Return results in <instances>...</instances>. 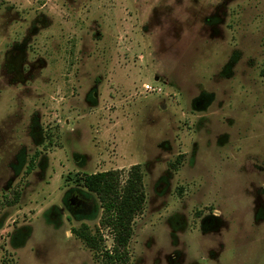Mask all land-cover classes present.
I'll use <instances>...</instances> for the list:
<instances>
[{
  "label": "rangeland",
  "instance_id": "obj_1",
  "mask_svg": "<svg viewBox=\"0 0 264 264\" xmlns=\"http://www.w3.org/2000/svg\"><path fill=\"white\" fill-rule=\"evenodd\" d=\"M133 166L127 264H264V0H0V264H106Z\"/></svg>",
  "mask_w": 264,
  "mask_h": 264
},
{
  "label": "trees",
  "instance_id": "obj_2",
  "mask_svg": "<svg viewBox=\"0 0 264 264\" xmlns=\"http://www.w3.org/2000/svg\"><path fill=\"white\" fill-rule=\"evenodd\" d=\"M28 171H32L30 166ZM84 188L98 197L103 216L101 226L109 228L114 246L105 252L106 264H127L128 247L134 234L135 219L142 215L146 204L144 176L140 166H133L123 182L119 171H106L85 175ZM78 236L94 251H100L99 239L89 232Z\"/></svg>",
  "mask_w": 264,
  "mask_h": 264
},
{
  "label": "built area",
  "instance_id": "obj_3",
  "mask_svg": "<svg viewBox=\"0 0 264 264\" xmlns=\"http://www.w3.org/2000/svg\"><path fill=\"white\" fill-rule=\"evenodd\" d=\"M145 89L149 92H153L154 94H160L162 92L161 87H153L151 85H146Z\"/></svg>",
  "mask_w": 264,
  "mask_h": 264
}]
</instances>
